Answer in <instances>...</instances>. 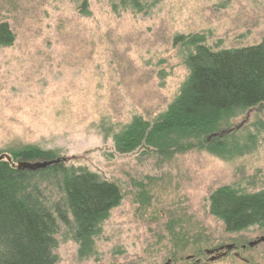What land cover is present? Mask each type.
I'll use <instances>...</instances> for the list:
<instances>
[{"label":"rangeland","instance_id":"obj_1","mask_svg":"<svg viewBox=\"0 0 264 264\" xmlns=\"http://www.w3.org/2000/svg\"><path fill=\"white\" fill-rule=\"evenodd\" d=\"M3 23L13 41L0 44V157L62 159L122 193L87 239L59 224L55 264H264V222L228 232L210 209L221 187L264 192V104L226 113L183 150L175 134L118 147L137 122L163 119L199 46L264 40V0H0ZM31 150L51 159H15Z\"/></svg>","mask_w":264,"mask_h":264},{"label":"trees","instance_id":"obj_2","mask_svg":"<svg viewBox=\"0 0 264 264\" xmlns=\"http://www.w3.org/2000/svg\"><path fill=\"white\" fill-rule=\"evenodd\" d=\"M12 41L8 24H0V44ZM188 66L189 80L163 119L152 125L137 122L119 141L120 151L146 148L159 137L167 143L173 134L183 150L194 142L185 147L181 140L200 141L216 131L226 113L264 104V40L231 50L199 46L189 56ZM19 156L51 159L32 150L15 159ZM38 175L55 183L60 199L52 202L40 187ZM121 198L114 182L69 168L62 161L29 171L0 157V264H55L53 235L59 224L74 225L76 238L87 239ZM210 209L226 231H240L264 222V192L241 194L221 187L210 196Z\"/></svg>","mask_w":264,"mask_h":264},{"label":"water","instance_id":"obj_3","mask_svg":"<svg viewBox=\"0 0 264 264\" xmlns=\"http://www.w3.org/2000/svg\"><path fill=\"white\" fill-rule=\"evenodd\" d=\"M61 161H63V160L62 159H56V160L41 161V162H19L17 164V168L19 170L36 171L39 169H45V168L49 167L50 165L60 163ZM260 241H264V238L257 241V243ZM232 248H233V246H226L227 250H231ZM223 249L224 248H221L220 250H216V252H218V254H217V256H213V258L211 260H216V259L220 258L221 256H223L225 253H223V254L219 253V251H222ZM208 253H212V251L208 252Z\"/></svg>","mask_w":264,"mask_h":264}]
</instances>
